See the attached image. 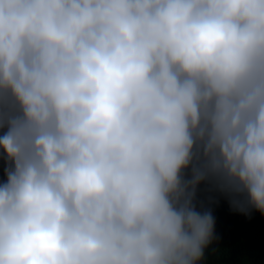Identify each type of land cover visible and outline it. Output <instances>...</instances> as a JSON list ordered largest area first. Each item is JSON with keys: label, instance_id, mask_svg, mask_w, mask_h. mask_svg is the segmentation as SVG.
I'll return each instance as SVG.
<instances>
[{"label": "clouds", "instance_id": "obj_1", "mask_svg": "<svg viewBox=\"0 0 264 264\" xmlns=\"http://www.w3.org/2000/svg\"><path fill=\"white\" fill-rule=\"evenodd\" d=\"M0 264H202L201 185L264 215V0H0Z\"/></svg>", "mask_w": 264, "mask_h": 264}, {"label": "trees", "instance_id": "obj_2", "mask_svg": "<svg viewBox=\"0 0 264 264\" xmlns=\"http://www.w3.org/2000/svg\"><path fill=\"white\" fill-rule=\"evenodd\" d=\"M5 166L0 156V183L6 180ZM196 207L211 210L215 220V239L202 264H264V215L235 211L226 196L208 185H201Z\"/></svg>", "mask_w": 264, "mask_h": 264}]
</instances>
